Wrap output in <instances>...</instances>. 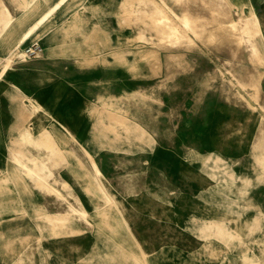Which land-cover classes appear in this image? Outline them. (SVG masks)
<instances>
[{
    "label": "rangeland",
    "instance_id": "374dc122",
    "mask_svg": "<svg viewBox=\"0 0 264 264\" xmlns=\"http://www.w3.org/2000/svg\"><path fill=\"white\" fill-rule=\"evenodd\" d=\"M98 1L67 0L25 41L12 39L20 56L10 64V30L1 35L0 264H264V53L248 72L245 34L209 43L203 32L252 10L260 30L252 41L264 48V0ZM111 1L117 19L104 20ZM46 2L0 0V10L13 25ZM160 13L177 27L187 16L190 30L179 33L193 42L168 49L149 18ZM170 52L182 55L162 66ZM252 79L258 84L247 91ZM41 132L59 150L47 183L65 201L27 178L21 187L15 175L23 168L12 146L44 157L33 144ZM214 154L249 181L241 198L207 157ZM54 180L67 183L68 196ZM73 197L90 224L48 223ZM210 221L231 238L201 229Z\"/></svg>",
    "mask_w": 264,
    "mask_h": 264
},
{
    "label": "bare ground",
    "instance_id": "6f19581e",
    "mask_svg": "<svg viewBox=\"0 0 264 264\" xmlns=\"http://www.w3.org/2000/svg\"><path fill=\"white\" fill-rule=\"evenodd\" d=\"M46 1L47 2H46L45 7H42L40 9H38L37 15L32 16V17H24L23 18L25 20L24 22H17L16 24H15V22H13V25H11L12 18L9 17L10 13L9 12L6 13V12L0 10V38L2 37L1 35H2L3 31L6 32V31L10 30L9 33H8V39H4L3 40V44H4L5 50L7 52V55L5 56V60L9 64L11 62H13L14 58L20 56V55L17 54V52H14V50H12L10 48L11 42H13L12 39H14L16 37V39H17L16 40L17 41L16 44H18V43H20L22 41H25L32 34H34V32L37 31L44 23L48 22L50 20L51 16L59 9V7L61 5H64L67 0H55L54 2H52L51 5L49 4L51 2V0H46ZM152 4L155 6L156 3L152 2ZM246 15L247 16H245V17H241L240 15H238L236 19L229 18L228 20L224 21L223 23H218V24L215 23L216 25H211L207 29H204L203 32H204L205 35H207V40L209 41V43H212V42L220 43L219 39L221 38V36L224 35V34H227V33H231V32L233 33V32L240 31L242 34H245L246 41H247V44H248L247 45V48H248L247 50L249 51V53L251 55V58L253 59V60H251L252 61V66H251L252 68H250L248 72L252 73V72H254L256 70V68L260 64V62L258 61V57H261L263 55L264 48L255 39L252 41V38L254 36H256V35H259V32H260L259 23H258V20H257V17L255 15V13L252 10H249L248 12H246ZM149 18L153 22L152 26L154 25L157 28V29H154L155 35L160 36L161 41H164V40L168 41L169 44L165 41V43L168 46L167 47L168 49H173V48L179 47L180 43H182L183 41H186V39L190 40V42L192 41L191 39H189V37H188V35L186 33H183V34L179 33V32H184V31H188L189 32V30H190V24L187 21V16H183L181 23L180 22L177 23L178 25L181 24V26H179V27H177L176 24L173 22L174 20L170 19L171 17H168L166 15L164 16V14H162V13L153 14ZM20 20H22V19H20ZM144 24H147V23H144ZM161 27H164L168 32L167 33H162L161 31L164 30V29H159ZM146 28H148L147 25H146ZM138 35H140V34H138ZM138 35H137V37H138ZM238 42H239V40H238ZM3 44H0V53L4 52V51H2V50H4ZM157 49H164V47H159L157 45ZM256 49H258V50L256 51ZM181 55H182L181 53H175V52L166 53L164 55V60L160 61V63L162 64V66H165V67L168 66L169 67L170 63L173 62V61L177 62L178 59L181 57ZM112 57H114V56H112ZM145 57L149 58L150 60H152L153 63L154 62L158 63V61L156 59V56L154 55V51H152V50H149L148 52H146ZM7 67H9V66H7ZM4 72H5V69H4V71L0 72V77H1V75ZM258 74L260 76V73H258ZM257 84L258 83H257L256 79H252L249 82H247V84H245V85L248 86L247 91H249L250 87H253L254 85H257ZM245 93H247V92H245ZM252 99H254V98H252ZM16 102H17V100H16ZM23 107H24V105H23ZM16 108H18V107H16ZM22 110L23 109L21 107V110L19 112H21ZM19 114H21L19 116V119H20V117L22 116L23 113H19ZM24 115H26V114H24ZM29 116H30V114H29ZM113 118H116V117L113 116ZM114 120H117V119H114ZM119 122L122 125L125 124V122H123V121H119ZM127 122H129V121H127ZM19 127H17V128H19ZM102 128H104L103 125H102L101 129ZM136 130L138 131V136L137 137L142 138V139H143V137H146L144 129H138L136 127ZM101 133H102V131H101ZM40 135H41V137L36 139L35 143H33V144L35 145V147H40V148L43 149V151L45 152L44 157L33 158V157L26 156L21 151V149H19L18 145L15 146L16 144L14 146H12V148L10 147L13 156H15V158H16L15 160H17V162L20 165V167L23 168V176L24 177L21 175L22 174L21 172L20 173L18 172V174H15V175H16L17 180L19 182V185L21 187H22V185H25L24 184L25 183L24 180H25V178H27L41 192L47 193V194H52L55 197V199L58 200V201H65L66 197L63 196L58 190H56L55 188L51 187L47 183V180L49 178H51V175H52V172H51V167L53 166L52 162H54V161L56 162V160H54L53 158L54 157H59L60 158L59 150H57L56 145L53 142V137H51L50 134L45 133V132H41ZM21 137H22V139L24 141L29 142V134L28 133L27 134L23 133L21 135ZM148 138H151V137H148ZM146 141H144V142H146ZM148 141H150V140L148 139ZM10 144L12 145V143H10ZM84 153L87 154L86 151H84ZM67 154H71L72 156L76 157L75 155L72 154V150L68 151ZM207 157L213 159V162H214L216 168L220 171V173H222L223 175L227 176V178L230 179L232 186H235L238 189L237 192L239 194V198H241L242 195H244V193L246 191V188L249 185V181L247 179H244V178H241V177H238L237 175H235L233 173V171L231 170V166L228 163H226L224 161V159H222L220 156H218V155H215V156L208 155ZM25 162L28 163V165L25 164ZM79 166H81V165H79ZM208 166H210V165H208ZM93 168H94V173L96 175L95 180L99 181V178L97 176L98 175V171H97V169L94 166H93ZM22 180L24 181V183H23ZM237 181L239 182V185L237 183H235ZM54 182L56 184H58L59 187H61V188L66 190L67 196L69 195V192H68L69 191V186L67 185L66 182H64L62 180H60V181L54 180ZM231 202L233 204L238 205V206L240 205L239 202H238V198L232 199ZM78 203H79V200L76 199V197H73V202H71V203L68 202L65 205L64 209L62 210V212L57 213V214H55L53 216H48L47 217V222L48 223H52V224L60 225V223H65L67 221V219L71 218V220L84 221L87 224H90L88 219L86 218V215L82 211H79V210L76 209L75 206H76V204L78 205ZM227 213H228V211H227ZM255 218H257V217L255 216ZM255 218H253L252 221H254V220L256 221ZM225 226L217 224L214 221H210L209 223H204V225H202V228H201V226H200V228L201 229H209V228L212 229L213 228L214 230H216L215 231L216 233H219V234H221L222 236H224L226 238H231V236H230V232L231 231L229 232L228 231L229 228L226 226L227 227V229H226ZM184 231L185 230H183V232Z\"/></svg>",
    "mask_w": 264,
    "mask_h": 264
},
{
    "label": "crops",
    "instance_id": "0c3cea01",
    "mask_svg": "<svg viewBox=\"0 0 264 264\" xmlns=\"http://www.w3.org/2000/svg\"><path fill=\"white\" fill-rule=\"evenodd\" d=\"M101 0H99L98 2H100ZM66 3H67V1H66ZM66 3L64 4V5H66ZM110 4V6L112 7V8H110V11H107V12H105V16H102V19H106V20H116L117 19V17H116V14H115V6H114V4H115V2L113 3L112 1L109 3ZM62 8V5L59 7V9H61ZM58 9V10H59ZM90 13H87V15H89ZM87 17H89V16H87Z\"/></svg>",
    "mask_w": 264,
    "mask_h": 264
}]
</instances>
